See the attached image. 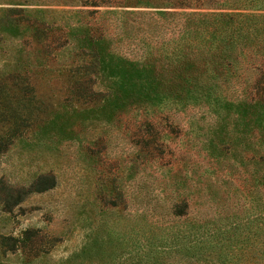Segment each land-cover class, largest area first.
Masks as SVG:
<instances>
[{
	"label": "rangeland",
	"instance_id": "1",
	"mask_svg": "<svg viewBox=\"0 0 264 264\" xmlns=\"http://www.w3.org/2000/svg\"><path fill=\"white\" fill-rule=\"evenodd\" d=\"M100 1L0 0V264H97L90 262L116 261L119 252L114 264L136 260L127 250L141 217L156 228L181 226L170 214L181 197L192 214L264 226V210L254 206L255 196L264 202V183L253 186L246 159L255 127L211 153L219 121L206 106L141 103L107 113L100 94H88L101 84L74 80L89 57L64 24L85 23L135 57L179 24L156 10L204 8ZM238 71L224 88L228 97L250 94L257 68L243 63Z\"/></svg>",
	"mask_w": 264,
	"mask_h": 264
},
{
	"label": "trees",
	"instance_id": "2",
	"mask_svg": "<svg viewBox=\"0 0 264 264\" xmlns=\"http://www.w3.org/2000/svg\"><path fill=\"white\" fill-rule=\"evenodd\" d=\"M204 1L209 0H166L172 6L204 9L156 10L164 17L171 15L179 24L172 28V35L157 44L147 43L135 57L114 50L110 37L91 33L85 23L64 24L76 48L89 57L87 66H76L74 80L101 84L88 94H100V108L107 113L141 103L173 104L178 108L206 106L219 121L211 136V153L218 149V143L242 141L245 125L255 127L258 134L248 146L250 154L246 159L252 165L250 176L256 186L264 183V12H258L264 10V0H229L217 5ZM98 3L99 0H90L92 5ZM42 21L45 27H51L52 20L43 15ZM243 63L257 68L250 94L228 97L224 88L236 78ZM229 117L230 121L225 120ZM227 123L239 134L231 133ZM187 206L184 197L173 203V219L184 220L181 226L182 221H173V229L172 225L156 228L161 224L143 215L138 241L127 250L130 253L134 249L137 258L121 264H264V226L252 224V218L240 226L238 221H221L225 216L218 217L214 212L192 214ZM254 206L264 210L260 196L254 197ZM113 255H118L116 261L100 259L90 263H117L122 252Z\"/></svg>",
	"mask_w": 264,
	"mask_h": 264
}]
</instances>
